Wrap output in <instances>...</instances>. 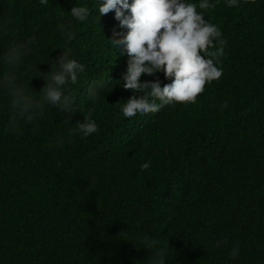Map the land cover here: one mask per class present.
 Wrapping results in <instances>:
<instances>
[{
  "label": "trees",
  "instance_id": "16d2710c",
  "mask_svg": "<svg viewBox=\"0 0 264 264\" xmlns=\"http://www.w3.org/2000/svg\"><path fill=\"white\" fill-rule=\"evenodd\" d=\"M210 3L197 11L226 41L221 77L194 103L125 118L120 106L140 93L121 86L128 56L109 41L125 31L114 10L99 18L98 0H0V49L33 41L13 69L30 93L46 82L31 75L65 48L85 65L65 88L74 111L46 105L15 131L0 89V264H147L154 249L136 246L146 235L168 240L167 264H264V0ZM72 6L90 15L77 21ZM157 78L170 82L163 72L141 81ZM84 115L97 133L79 132Z\"/></svg>",
  "mask_w": 264,
  "mask_h": 264
},
{
  "label": "clouds",
  "instance_id": "9594fccd",
  "mask_svg": "<svg viewBox=\"0 0 264 264\" xmlns=\"http://www.w3.org/2000/svg\"><path fill=\"white\" fill-rule=\"evenodd\" d=\"M47 4L48 0H40ZM99 18L114 10L122 32H114L110 39L113 48L122 49L128 56L126 71L122 74L121 86L133 90V94L120 106L125 118L158 112L164 105L175 102L194 103L198 94L204 91L206 83L218 80L222 67L218 66L219 57L224 55L226 41L220 39L222 33L214 24L208 23L200 9L213 7L210 0H199V4L188 0H98ZM229 7L238 4V0H227ZM71 16L77 21H85L90 15L87 6H72ZM64 31V26H60ZM67 40L73 35L66 33ZM31 39L19 41L9 49H0V89L10 98L13 112L8 121L9 130L15 131L20 121L31 122L37 119L46 105L58 106L63 112L74 111V101L65 94V88L76 84L79 75L85 72V65L73 58L71 49L65 48L46 74L34 72L31 75H43L45 84L34 96L25 88L13 69L18 67L31 52ZM219 45V46H217ZM215 49V50H211ZM7 69V70H5ZM163 72L169 83L161 85L157 78L151 82H142V74L151 77ZM32 88V87H31ZM103 88L97 83L88 90V97L96 101ZM33 89V88H32ZM159 101V103H157ZM78 130L84 137L97 133L99 126L94 119L84 115ZM149 163L141 165L147 169ZM222 243L217 242V245ZM136 246L153 250L147 258V264H167L169 242L157 239L153 235L142 236ZM239 244L229 253L230 258L239 255Z\"/></svg>",
  "mask_w": 264,
  "mask_h": 264
}]
</instances>
